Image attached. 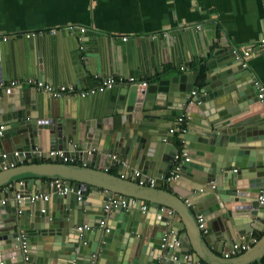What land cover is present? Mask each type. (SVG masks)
I'll return each instance as SVG.
<instances>
[{
  "label": "water",
  "instance_id": "95a60500",
  "mask_svg": "<svg viewBox=\"0 0 264 264\" xmlns=\"http://www.w3.org/2000/svg\"><path fill=\"white\" fill-rule=\"evenodd\" d=\"M116 46L120 57L115 56L114 66L124 76L130 74L137 78L138 71H131L132 63L127 65L132 59L130 43H117ZM199 78L200 82L195 86L194 75L183 74L158 79L146 87L135 84L104 91L101 96L106 101L96 108L94 120L85 123L68 119L64 113L49 112L46 101L38 98L34 89L28 96L23 92L19 95L0 92V246L3 263L102 264L105 252H111L106 264H177L183 263L185 255H189L188 261L195 264L204 260L205 251L215 256L222 249L223 240L217 239L219 232L224 231V238L229 240L228 247L232 248L236 241L249 244L250 233L262 231L256 226L263 225L264 219L259 214V210H264V204L260 205L258 200L264 198V98H258L257 85L241 63L227 64L221 71L215 74L210 71ZM192 92L195 95H191ZM180 116L201 128L200 133L180 136L184 142L181 150L172 142L174 134L169 133ZM193 126L191 128L195 129ZM213 136L214 141L219 139L224 150H214L216 148L209 143ZM41 147L47 149L46 152L66 150L72 163L76 149H81L82 163L88 165L90 155L97 158L114 155L115 160L106 161L122 162L128 169H137L142 177L154 179L155 185L149 189L139 186L127 175L120 179L97 168L66 165L59 159L53 163L46 152L42 158L51 163L24 167L22 173L17 168H8L13 161L10 157L2 158L6 149H11L24 152L27 159H32L35 156L32 151L35 148L41 150ZM180 152L189 160L181 165L179 178L172 180L170 187L186 181L184 184H188L190 190L181 195L173 190L169 193L171 197L168 196L171 203H161L152 194L161 196V177L174 167L175 156ZM219 152H223L222 157ZM44 180H61L72 192L57 195L55 190L47 188ZM80 186L86 191H102L94 223L87 217L92 213L86 209L87 204L77 200L76 190ZM7 188L9 196L4 192ZM45 193L51 194L54 203L51 212L46 202L30 201V197ZM6 196L9 201L2 204ZM16 196L18 201L14 199ZM119 196L128 201H140V205L134 206L138 209L145 201L175 209L177 216L169 217L167 210L161 221L163 228L170 232L165 248L161 246L162 240L154 243L152 238H148V243L140 249L137 245L132 248L135 238L147 237L149 233L141 231L137 234V227L133 226L137 212L129 211L131 205L111 209L106 213L111 224L100 227L104 207ZM187 199L191 209L185 203ZM184 216L188 221L182 219ZM200 216L202 228L196 219ZM232 216H238V220L226 223L223 230L224 220L228 221ZM75 226L88 228L78 231ZM215 228L218 234H214ZM50 230L53 247L58 249L37 244L38 234ZM124 233H127L126 250L121 252ZM118 234L119 237H115ZM158 234L156 237L160 239L166 235L165 230ZM175 241L181 249L179 252L169 246ZM149 247L152 255L147 258L145 254ZM252 251L258 254L255 260H248ZM131 255L133 258L129 260ZM239 259L244 260L231 264H252L253 261L264 264V236L250 252L236 260Z\"/></svg>",
  "mask_w": 264,
  "mask_h": 264
},
{
  "label": "crops",
  "instance_id": "0c3cea01",
  "mask_svg": "<svg viewBox=\"0 0 264 264\" xmlns=\"http://www.w3.org/2000/svg\"><path fill=\"white\" fill-rule=\"evenodd\" d=\"M263 28L264 0H0V36H9L6 43H0V82L7 84L15 80L35 79L53 87L66 86L74 87L77 91H86L95 88L103 78L131 77L130 74L124 76L123 73H119L120 70L114 66L115 56L120 57L116 44L129 42L132 59L127 65L132 63L131 71H138V77H134L137 83L146 81L149 84L169 76L193 74L195 86L200 82L199 77L203 69V74L210 71L215 74L226 68L227 64L238 65L232 57V50L257 42ZM79 29H84L82 50L79 49L78 43L81 35ZM122 38H127L126 42L121 41ZM245 70L251 74L254 83L258 82L264 86V55L258 54L250 58L246 62ZM127 72L130 70L127 69ZM126 87L130 86H119L118 89ZM32 91L31 88L23 87L15 89L13 93L19 95L23 92L28 96ZM102 93L85 99L73 95L56 99L40 92H36V95L46 101L49 112L64 113L68 119L85 123L94 120L96 108L103 105L102 101H106V98L101 96ZM191 126L193 125L185 118L179 131L174 134L172 142L180 147V150L184 144L180 139L181 135L200 133L201 128H196L195 125L193 126L195 129H192ZM209 143L216 148L214 150H224L218 138L214 141V136ZM41 150L47 151L42 147ZM12 152L14 151L11 149L5 151L7 154ZM75 153L74 163L66 165L97 168L114 177H120V173H124V168H127L126 173L133 170L125 167L122 162L102 161L94 155H90L89 165L83 164L82 150L76 149ZM222 153L219 152L220 157ZM47 162L51 163L35 154L32 159L21 158L13 168H8H17L22 173L21 169L24 167ZM53 163H57V160ZM100 176L106 178L103 174ZM48 181L44 180V184L46 185ZM161 181L163 191L161 196L152 194V197L159 198L161 203H171L169 193L173 190L180 195L190 190L188 184H184L186 181L178 182L174 187H170L172 180ZM4 192L10 195L8 188L4 189ZM101 194L102 191L85 190L82 196L81 202L86 203V209L92 212L87 215L92 220L91 223L95 222L94 219L100 209ZM49 195L43 194L49 197L46 203L51 212L54 203ZM3 200L6 203L9 201L7 196ZM134 200L136 203L129 208L130 212L132 209L137 212L133 226L137 227V234L143 231L149 235L137 236L132 248H136L137 245L140 249L143 244L148 243V238H152L154 243L161 242L162 239L156 237L160 230H165V237L168 238L169 229H164L161 221L165 219L167 210L173 214L168 215L169 217L177 216L175 209L145 201L144 206L148 209L143 213L140 209L142 205L139 209L134 207L140 205V201ZM40 201L43 203L41 199ZM189 202V199L185 201L187 207L191 209L192 205ZM106 213L103 210L102 221L108 225L111 222ZM259 214L264 216V210H259ZM12 215L11 213L10 216ZM237 217L232 216L228 221L224 220L223 230L227 227L226 223L237 221ZM182 219L188 221L187 216ZM196 219L198 224V217ZM262 220L263 225L256 226L262 231H252L249 235V244L236 241L232 248L227 246L229 240L224 238L226 237L224 231L218 234L216 233L218 229L215 228L214 234L220 235L217 239L223 240L222 249L215 253L216 257L205 251L204 260L195 264H231L237 261L240 263L244 259L236 260L237 257L250 252L253 245L264 236V219ZM49 224H52L50 219ZM193 225L196 227L195 222ZM50 232L51 230L40 232L37 244L45 248L58 249L59 247H53ZM126 236L127 233L121 236L123 243L121 252L126 250ZM115 237H119V234ZM239 245L245 246V249L240 251L236 249L235 246L239 248ZM173 248L176 252L181 251L179 247ZM151 249L147 248L145 257L152 255V252L149 253ZM105 254L106 258L112 255L111 252ZM257 254L252 251L248 254V260H255ZM106 258L101 260L102 264L107 263ZM132 258L133 255L129 260ZM183 264L194 263L187 261ZM252 264L258 262L253 261Z\"/></svg>",
  "mask_w": 264,
  "mask_h": 264
},
{
  "label": "built area",
  "instance_id": "2783aa9c",
  "mask_svg": "<svg viewBox=\"0 0 264 264\" xmlns=\"http://www.w3.org/2000/svg\"><path fill=\"white\" fill-rule=\"evenodd\" d=\"M199 27H197L198 29ZM79 32L81 33V35L78 38V43H79V49L82 50L83 46L82 43L84 41V38L82 37L83 33H84V29H79ZM9 39V36H0V43H6ZM127 38H122L121 41L126 42ZM233 59L238 62L241 63L243 65V67H246V62L248 60H250V58L259 55H264V28L262 31V35L260 37V39L252 44L249 45H245L242 46L238 49H234L231 52ZM137 84L140 87H146L148 85V83L146 81H143L141 83H137V81L135 80L134 77H123V76H117V77H109V78H103L101 79V81L99 82V84L92 89L86 90V91H77L74 87H66V86H59V87H53L51 85H47L44 82L35 80V79H27L24 81H11L7 84H4L2 82H0V92H3L5 95H9L11 94L15 89H19V88H31L34 89L36 92H40V93H45L53 98L56 99H60L63 97H70V96H77L78 98L81 99H85L91 95L97 94V93H102L104 91H108L111 90L115 87H119V86H133ZM255 84L257 85V89L259 92L258 98L259 99H263L264 98V86H261L258 82H255ZM191 95H195V92H192ZM185 121V117L184 116H180L177 117L176 119V126L174 129H170L169 133L170 134H175V132L179 131V128L182 126V124ZM0 129H2V126L0 127ZM182 132H184L183 129H181ZM91 151H94V149H91ZM32 153L37 154V156L39 158H42V156L44 155V153L39 150L38 148H35ZM46 156L47 158H51L53 160H61L62 163L67 164V163H72L73 161L71 160V158L69 157L68 153L66 150H52V151H48L46 152ZM12 158V162L9 163V168H13L16 165V162L18 160H20L21 158L24 159L26 158V153L24 152H18V151H14L10 154L4 153L2 154V158L6 159V158ZM101 158L103 160L106 159H110V160H115L116 157L114 155H102ZM189 159L187 158L185 153H178L175 156V165L174 167L165 175H163L161 177V179L163 180H167V181H171L173 179H176L178 177V171L180 170L181 165L185 162L188 161ZM126 175L128 176V178H131L133 180H135L137 182V184L139 186H145L148 185L150 187H154L155 185V181L154 179L150 178L148 180H146L144 177H142V174L139 170H132L129 173H121L120 174V178L124 179V177H126ZM47 188L50 190H55V194L57 195H66L68 193L72 192V189L69 188L67 185H65V183L61 180H49L47 183ZM85 192V188L83 186H80L77 188L76 190V195H77V200L81 201L82 196ZM50 194V193H48ZM51 195V194H50ZM49 195V196H50ZM16 201L19 200V197L16 196ZM42 200L43 202H47L49 197L48 196H43V195H36V196H32L30 197V201L34 202L36 200ZM259 204L262 205L264 204V198L260 197L259 199ZM119 201V202H118ZM135 200H130L128 201L127 198L119 196L118 199H111L109 201V203L104 207V212H109L111 209L117 207L118 205L122 206L123 208H126L127 206H130L132 204H135ZM2 204H4V201H2ZM141 211L144 213L147 211V207L146 206H141L140 207ZM169 216H172V212L169 211L168 212ZM202 217H198V224H199V228H202V225L200 224L202 221ZM105 222L101 221L100 222V227H105ZM87 226H81V227H77L78 231H82V229H87ZM106 232H108V230H106ZM162 248H165L167 246V238H163L162 239ZM170 247H179L178 243L175 241L174 245H169ZM236 249H238L239 251L242 249H245V246H239V248L237 246H235ZM233 253V252H232ZM189 256L185 255L183 257V263L188 261ZM183 263H177V264H183ZM0 264H4L2 259H1V246H0Z\"/></svg>",
  "mask_w": 264,
  "mask_h": 264
},
{
  "label": "trees",
  "instance_id": "16d2710c",
  "mask_svg": "<svg viewBox=\"0 0 264 264\" xmlns=\"http://www.w3.org/2000/svg\"><path fill=\"white\" fill-rule=\"evenodd\" d=\"M204 70V69H203ZM203 70H202V74L201 75H203Z\"/></svg>",
  "mask_w": 264,
  "mask_h": 264
}]
</instances>
